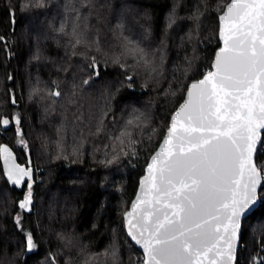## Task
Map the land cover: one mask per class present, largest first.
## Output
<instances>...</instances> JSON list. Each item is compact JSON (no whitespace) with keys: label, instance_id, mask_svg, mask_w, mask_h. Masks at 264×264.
<instances>
[{"label":"trees","instance_id":"trees-1","mask_svg":"<svg viewBox=\"0 0 264 264\" xmlns=\"http://www.w3.org/2000/svg\"><path fill=\"white\" fill-rule=\"evenodd\" d=\"M229 2L0 0V146L31 170L16 186L0 159V264L144 258L124 215L190 83L212 69ZM256 162L264 178V133ZM28 183L31 212L19 207ZM260 200L237 264H264V184Z\"/></svg>","mask_w":264,"mask_h":264},{"label":"snow or ice","instance_id":"snow-or-ice-1","mask_svg":"<svg viewBox=\"0 0 264 264\" xmlns=\"http://www.w3.org/2000/svg\"><path fill=\"white\" fill-rule=\"evenodd\" d=\"M219 20L224 46L214 70L190 86L151 157L141 185L143 192L148 183L150 198L137 195L126 213L139 212L135 224L129 221V235L144 249V264H204L209 253V264H232L241 214L257 200L261 173L253 156L264 130V0H230ZM0 159L11 183L31 180V170L14 162L7 145L0 146ZM27 189L21 209L31 204V183ZM26 243L35 247L30 234Z\"/></svg>","mask_w":264,"mask_h":264},{"label":"water","instance_id":"water-1","mask_svg":"<svg viewBox=\"0 0 264 264\" xmlns=\"http://www.w3.org/2000/svg\"><path fill=\"white\" fill-rule=\"evenodd\" d=\"M222 14H223V12H222L220 15H222ZM219 17H220V16H219ZM12 18H13V24L15 25V13H14L13 11H12ZM219 24H220V29H221V22H220V20H219ZM220 29H219V35H220ZM220 39H221V38H220ZM223 46H224V45H223V41L221 40V47H223ZM221 47H220V48H221ZM220 48H219V49H220ZM219 49L217 50V52L219 51ZM217 52H216V55H217ZM216 55H215V57H214V60H213V63H212V69H211L210 71H213V70H214V69H213V64L215 63ZM208 72H209V71H208ZM208 72H207V73H208ZM207 73H206V74H207ZM206 74H205V75H206ZM205 75H204V76H205ZM204 76H203L201 79L195 80V81H193L192 83H190V85H189V87H188V90H187V92H186V95H185V99H184V101H183V102L181 103V105L177 108V110L173 113V115H174V114H175V113L181 108V106L185 103V101H186V99H187V93H188V91H189V89H190V86H191L194 82H197V81H199V80L204 79ZM173 115H172V117H173ZM172 117H171V120H170L169 128H170L171 123H172ZM169 128H168V130H169ZM168 130H167V132H166L164 138L167 136ZM263 133H264V130H261V131H260V140L257 142L256 149H255L254 156H253V158H254V162H255L256 166H257V162H256L257 154H258V151H259V149L261 148V145H262V142H263ZM164 138H163V140H164ZM163 140H162V142L160 143V145H159V147L157 148V150L152 154V156L155 155L156 152L160 149V147H161V145H162V143H163ZM3 145H7L8 148H10V149L12 150V155H13V157H14V162H15L16 164H19V165H20V163H19V155L17 154L16 150H15L11 145H9V144H3ZM3 145H2V146H3ZM27 156H28L29 166L31 167V166L33 165V162H32V158H31V155H30V151H29V150H28V152H27ZM152 156H151V157H152ZM151 157H150L149 162H148V164H147V166H146V168H145V173H144V175H143V176L141 177V179H140L138 190H137L136 195H135V197H134V199H133V201H132V203H131V205H130V209L128 210V212H129V211H133V209H132V205H133L134 202H136V197H137V195H140L142 200L145 199V198H150V197H148V195H147L148 183H147V182H144V185H143V186H144L145 191H143V192L141 191V185H142V181H144V177L149 175L147 169H148V165L151 163ZM1 162H2V166H3L4 174H5V176H6L7 179H8V174H7V171H6L5 163H4V161H3L2 159H1ZM11 163H12V161H9V165H10ZM20 166L23 167V168H25V169L28 168L27 166H22V165H20ZM257 167H258V166H257ZM258 168H259V167H258ZM260 173H261V184H260V185L258 186V188H257V200H256V202H255L254 204L250 205L249 208H248L247 210H245V212L242 213V214H241V217H240L239 237H238V240H237V243H236V247H235V252H234V257H235V258H234V260L232 261V264H237V263H238V252H239L240 245H241V240H242V227H243V222H244V220H245L248 216H250L254 211H256V210L259 208L260 204H261V200H260V191H261L262 186H263V184H264V178H263V174H262V171H261V170H260ZM27 179H28L27 177L22 178L20 185H16V186H22V185L24 184V182H25ZM8 180H9V179H8ZM12 184H13V183H12ZM14 185H15V184H14ZM159 206H160V205H155V207H159ZM139 207H145V206L140 205ZM32 208H33V201L31 202V205L29 206V208H26L25 210H27L28 212H31V211H32ZM128 212H126V213H128ZM126 213H125V215H124V223H125V229H126L127 235H128V237H129V240H130V241L132 242V244L134 245V247H135L138 251H140V252L143 254V256H144V262H145L146 253L144 252V249L141 247L140 244H137L136 241L133 240L132 237L129 235V228L132 227V224H135V223H136V216L139 215V212L137 211L136 213H134V216H133V217H128V216L126 215ZM130 220L132 221V224L129 223ZM132 231H133V234H136V235L138 236V238H139V235H138V229L133 228ZM222 246H223V245L221 244V247H222ZM212 257H213V254H212V253H209L208 258L204 259V264H209V259H211ZM218 264H222V261L218 262Z\"/></svg>","mask_w":264,"mask_h":264},{"label":"rangeland","instance_id":"rangeland-1","mask_svg":"<svg viewBox=\"0 0 264 264\" xmlns=\"http://www.w3.org/2000/svg\"><path fill=\"white\" fill-rule=\"evenodd\" d=\"M15 148L16 149H19V150H22L23 151V153H25L26 152V150H27V145H26V141H25V139L24 138H22V137H20V138H18V140H17V142H16V146H15ZM26 169H29V168H26ZM40 171V170H39ZM28 192V191H27ZM26 195H27V193H26ZM33 201V191H32V189H31V202ZM31 205V204H30ZM29 205V206H30ZM29 206L27 207V208H29ZM25 210V209H24ZM28 235H29V233H28ZM34 249V248H33ZM32 250V249H31ZM138 251V250H137ZM140 252V251H139ZM138 257V256H137ZM136 264H137V258H136Z\"/></svg>","mask_w":264,"mask_h":264},{"label":"built area","instance_id":"built-area-1","mask_svg":"<svg viewBox=\"0 0 264 264\" xmlns=\"http://www.w3.org/2000/svg\"><path fill=\"white\" fill-rule=\"evenodd\" d=\"M139 252V251H138ZM142 260H144V258H138V260H137V264H144L143 262H142Z\"/></svg>","mask_w":264,"mask_h":264}]
</instances>
